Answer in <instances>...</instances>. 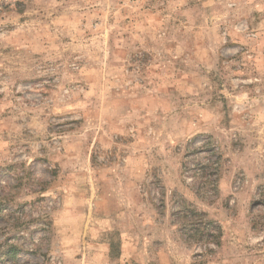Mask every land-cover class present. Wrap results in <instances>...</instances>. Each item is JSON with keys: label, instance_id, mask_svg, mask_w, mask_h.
<instances>
[{"label": "rangeland", "instance_id": "374dc122", "mask_svg": "<svg viewBox=\"0 0 264 264\" xmlns=\"http://www.w3.org/2000/svg\"><path fill=\"white\" fill-rule=\"evenodd\" d=\"M2 198L0 264H264V0H0Z\"/></svg>", "mask_w": 264, "mask_h": 264}, {"label": "trees", "instance_id": "16d2710c", "mask_svg": "<svg viewBox=\"0 0 264 264\" xmlns=\"http://www.w3.org/2000/svg\"><path fill=\"white\" fill-rule=\"evenodd\" d=\"M2 199H4V198H2ZM2 199H0V205H1V207H0V216H3L4 215V212H3L4 211V207L7 205V204H5V202H7V199H4V201ZM187 212L188 211H186V210H182V214L184 215L183 216V219L185 221L189 220L187 218V215H188ZM191 212H192V217H193L192 219L189 220L190 223H191V226L194 227L195 229H198L197 227L201 225V222H200L201 220H199L198 218H196L195 215H204V214L201 213V212L195 211V210H191ZM211 235L212 234H208V236H211ZM208 239L209 240L210 239L214 240V238H210V237H208ZM216 244L217 245H220V242H216ZM15 255H16V251H15L14 246L12 245L10 248H8L6 250V252H2L1 253L0 259L1 258H4V257H9L11 259L12 257H15Z\"/></svg>", "mask_w": 264, "mask_h": 264}]
</instances>
